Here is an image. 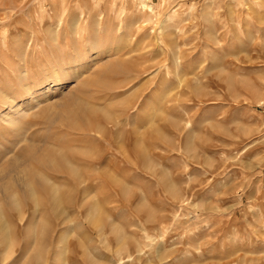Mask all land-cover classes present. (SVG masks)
<instances>
[{"label": "rangeland", "instance_id": "obj_1", "mask_svg": "<svg viewBox=\"0 0 264 264\" xmlns=\"http://www.w3.org/2000/svg\"><path fill=\"white\" fill-rule=\"evenodd\" d=\"M0 264H264V0H0Z\"/></svg>", "mask_w": 264, "mask_h": 264}]
</instances>
